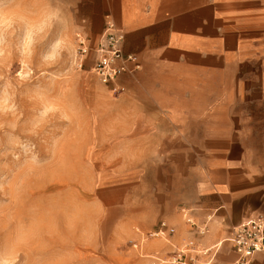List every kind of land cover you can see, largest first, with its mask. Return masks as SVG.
Instances as JSON below:
<instances>
[{
	"label": "rangeland",
	"instance_id": "1",
	"mask_svg": "<svg viewBox=\"0 0 264 264\" xmlns=\"http://www.w3.org/2000/svg\"><path fill=\"white\" fill-rule=\"evenodd\" d=\"M212 2V70H142L112 95L91 58L78 67V37L96 44L112 0H0V98L11 85L16 106L0 114V251L15 246L17 264H169L181 245L146 234L174 226L196 186L264 203V0ZM200 247L198 264H220Z\"/></svg>",
	"mask_w": 264,
	"mask_h": 264
},
{
	"label": "crops",
	"instance_id": "2",
	"mask_svg": "<svg viewBox=\"0 0 264 264\" xmlns=\"http://www.w3.org/2000/svg\"><path fill=\"white\" fill-rule=\"evenodd\" d=\"M212 7L211 0H112V10L107 16L125 35L124 54L135 56L140 67L133 75L123 76L133 77L142 70L152 72L156 68H160V72L183 71L197 75L212 70L215 55L208 48L215 39L214 16L211 20L209 16L201 17L206 11L209 15ZM201 42H207V47H202ZM188 104L199 105V102ZM165 116L167 121L173 120L169 113ZM166 136L184 138L185 134L172 129L166 131ZM192 192L185 202L187 212L183 209L179 216L175 213L168 217L174 226L161 220L149 233L163 231L164 235L151 239H161L166 245L196 239L201 245L216 249L220 264H232L237 258L229 242L233 229L247 217L264 215V203L252 206L248 202L234 201V197L220 196L214 184L208 191L196 186ZM189 220L194 226L207 229V235L198 237ZM161 223L166 229H161ZM171 229L173 234L169 233ZM253 264H264V256L255 255Z\"/></svg>",
	"mask_w": 264,
	"mask_h": 264
},
{
	"label": "built area",
	"instance_id": "3",
	"mask_svg": "<svg viewBox=\"0 0 264 264\" xmlns=\"http://www.w3.org/2000/svg\"><path fill=\"white\" fill-rule=\"evenodd\" d=\"M124 39L123 31L115 25L109 16H106L102 33L93 47L78 37L79 69L91 58L90 71L112 95L120 93L117 81L121 76L133 75L140 69L135 56L124 54ZM188 223L194 228L198 237L205 235L206 229L204 227L198 228L190 220ZM160 227L162 230L166 229L164 223H161ZM173 232L174 230L171 229L169 233L173 234ZM163 235L164 232L159 231L148 233L146 237L155 238ZM229 242L237 257L232 264H253L255 255L264 256V215L257 214L244 219L233 229ZM133 245L134 248L139 247L137 243ZM180 245L181 247L170 258L169 264H198L200 257L206 256L210 251L202 249L201 244L196 239L183 241Z\"/></svg>",
	"mask_w": 264,
	"mask_h": 264
},
{
	"label": "clouds",
	"instance_id": "4",
	"mask_svg": "<svg viewBox=\"0 0 264 264\" xmlns=\"http://www.w3.org/2000/svg\"><path fill=\"white\" fill-rule=\"evenodd\" d=\"M11 85L4 86V95L3 98H0V114L12 113L15 111V104L12 103V97L9 95V89ZM14 129L15 125H11ZM8 143L10 146L16 144V139L14 136H8ZM18 252L16 247L13 246L7 251H0V264H17Z\"/></svg>",
	"mask_w": 264,
	"mask_h": 264
}]
</instances>
